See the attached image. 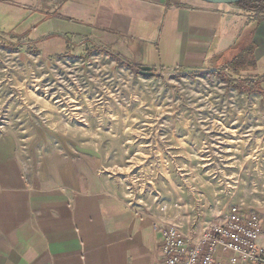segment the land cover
<instances>
[{"label":"rangeland","instance_id":"1","mask_svg":"<svg viewBox=\"0 0 264 264\" xmlns=\"http://www.w3.org/2000/svg\"><path fill=\"white\" fill-rule=\"evenodd\" d=\"M210 74L146 76L98 51L45 60L0 41V135L93 158L112 193L185 234L231 206L264 217V95Z\"/></svg>","mask_w":264,"mask_h":264},{"label":"crops","instance_id":"2","mask_svg":"<svg viewBox=\"0 0 264 264\" xmlns=\"http://www.w3.org/2000/svg\"><path fill=\"white\" fill-rule=\"evenodd\" d=\"M249 34L251 63L234 49ZM0 41L45 60L98 51L138 70L235 74L264 95V17L236 5L0 0ZM155 221L107 188L93 158L0 135V264H156Z\"/></svg>","mask_w":264,"mask_h":264},{"label":"built area","instance_id":"3","mask_svg":"<svg viewBox=\"0 0 264 264\" xmlns=\"http://www.w3.org/2000/svg\"><path fill=\"white\" fill-rule=\"evenodd\" d=\"M161 234V259L156 264H264V218L231 206L199 231L183 233L175 225L153 222Z\"/></svg>","mask_w":264,"mask_h":264},{"label":"trees","instance_id":"4","mask_svg":"<svg viewBox=\"0 0 264 264\" xmlns=\"http://www.w3.org/2000/svg\"><path fill=\"white\" fill-rule=\"evenodd\" d=\"M235 5L242 10H245L248 12H255L256 14H261L262 16H264V0H242L238 3H236ZM244 38H245L244 41L242 40L234 48L238 51L236 54V57L240 56L241 53L246 49V51H247L246 54L249 55L250 63H251L253 61V59H251L252 58L251 52L253 50L252 38H251L250 34L245 36ZM210 76L212 77V74H210ZM221 80H223L227 83L229 82L225 78H221ZM233 82L235 83L236 81H233ZM234 88L237 90V87H235V85H234ZM237 91L240 92L241 94H245V92L241 88H240V90L238 89Z\"/></svg>","mask_w":264,"mask_h":264},{"label":"water","instance_id":"5","mask_svg":"<svg viewBox=\"0 0 264 264\" xmlns=\"http://www.w3.org/2000/svg\"><path fill=\"white\" fill-rule=\"evenodd\" d=\"M201 2L212 4V5H235L242 0H199ZM140 73L146 76H151L153 74V69L149 67H140Z\"/></svg>","mask_w":264,"mask_h":264}]
</instances>
